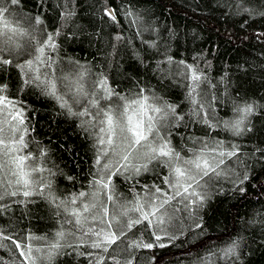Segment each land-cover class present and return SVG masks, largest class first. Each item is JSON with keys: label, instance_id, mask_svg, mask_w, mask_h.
<instances>
[{"label": "snow or ice", "instance_id": "1", "mask_svg": "<svg viewBox=\"0 0 264 264\" xmlns=\"http://www.w3.org/2000/svg\"><path fill=\"white\" fill-rule=\"evenodd\" d=\"M97 2L101 19L117 25L118 14L129 19L140 41L137 47L116 32L104 57L108 67H121L119 50L125 47L132 60L158 76L161 89L129 76L132 86L118 90L104 66L94 72L91 62L66 56L63 44L86 34L77 21L78 0H38V13L28 11L24 0H0V217L8 216L7 224L0 223V248L10 242L25 264H54L65 255L82 258L85 264H137L138 250L157 246L145 240V232L155 242L164 236L176 239L170 230H181L178 213H186L203 231L201 211L213 195L224 193V182L229 192L244 196L246 185L258 175L256 166L264 171V146L244 151L239 142L254 132L255 118L264 117V97L247 94L227 71L213 77L205 51L195 53L191 62L177 61L170 54L179 36L174 28L161 32L154 19H145L140 11L124 4L114 7L115 0ZM212 7L225 16H246L244 24L264 18V0L259 5L252 0H212ZM52 9L58 16L49 30L44 12ZM10 68L19 77L14 96L2 75ZM165 80L184 89L183 101L162 94ZM26 91L55 101L58 114L75 119L90 141L87 186L77 188V176L65 172L51 148L33 135L35 110L20 98ZM185 103L187 108L182 107ZM225 107L221 116L218 109ZM196 126L202 135L193 131ZM174 138L179 143H173ZM66 150L72 151L70 146ZM146 173H155L150 184L139 179ZM57 177L70 187L60 188ZM120 177L128 183L129 195L118 190L115 180ZM42 206L56 227L42 236L27 226L18 230L19 224L39 219L35 214ZM255 215L264 217V212ZM248 223L262 226L259 242L264 244V219L254 216ZM250 239L230 235L199 264H244ZM0 264H5L2 257Z\"/></svg>", "mask_w": 264, "mask_h": 264}, {"label": "trees", "instance_id": "2", "mask_svg": "<svg viewBox=\"0 0 264 264\" xmlns=\"http://www.w3.org/2000/svg\"><path fill=\"white\" fill-rule=\"evenodd\" d=\"M78 3L81 8L77 21L86 30V34L63 44L66 56L75 57L84 64L91 62L94 72L98 71L100 66H104L110 74V79L119 85L118 90H126L132 86L129 76L142 78L144 83L161 89L158 76H154L132 60L125 47L119 50L121 64L119 69L115 65L108 67L106 64L104 57L111 50L110 42L116 32H120L125 37V42L131 39L137 47L140 46V41L136 38V29L131 21L119 14L120 25L113 24L107 17L101 19L102 13L97 0H78ZM252 3L259 5L260 0H252ZM37 4L38 0H24L25 8L33 13L40 11ZM121 4L130 7L133 11L144 13L147 20L154 19L161 32L167 27H172L179 33L178 42H172L170 53L177 61L185 59L191 62L195 53L205 51L212 64L213 77L218 78L227 71L232 80L237 81L247 94L257 98L264 97V35H262L264 18L257 17L244 24L243 20L246 16H225L221 10L212 7V0H115L112 6L119 8ZM44 15L51 30L56 26L58 13L52 9L45 11ZM145 38H148L147 33ZM65 52L61 54L65 55ZM152 66L150 62L149 67ZM241 66L248 71H243ZM2 75L10 86L9 95H16L19 79L17 71L10 68ZM162 94L178 103L184 99V89L168 80L164 81ZM20 98L27 101L30 108L35 110L33 135L36 139L51 148L54 159L60 162L65 172L77 176L80 181L76 185L77 188H80L81 184L87 186L89 179L87 173L92 163L91 145L77 128L75 119L58 114L60 109L55 101L49 98L27 91ZM182 107L188 106L185 103ZM218 112L223 116L227 108L218 109ZM193 131L197 135L203 134L199 126ZM221 135L227 136V133ZM239 142L244 151L250 150L257 144L264 146V117L255 118L254 132L249 133ZM173 143H179V139L174 138ZM69 146L72 149L71 153L66 150ZM256 168L258 175L246 185V195L229 192L230 185L226 182H224V193L213 195V199L201 211L203 231L195 227L193 219L186 213H178L177 216L181 218V230H170L175 234L176 239L164 236L161 241L155 242L150 233L145 232V240H150L157 246L138 250L137 264H199L201 257L210 250L222 247L230 235L240 234L251 237L249 241L251 246L245 247L244 264H264V244L259 242L262 226L259 223L255 225L248 223L254 216L257 221L264 219L255 215L257 210L264 212V192L261 191L264 188V171L260 170V165ZM139 179L142 184H150L156 176L155 173H146ZM115 182L118 190L129 195L128 183L124 182L122 177L117 178ZM57 184L62 189L70 187L69 182L62 177H57ZM136 191H140L139 186ZM16 215L19 213L17 212ZM35 215L39 219L33 218L30 224L28 221L19 224L18 230L27 226L37 236H42L56 227L50 212L43 210V206ZM0 223L7 224L8 216L0 217ZM16 223L13 217L14 226ZM4 243L6 247L0 248V257L5 264H25L14 245L8 241ZM159 243H164L166 246L161 248L158 246ZM54 264H85V262L82 258L65 255L57 257Z\"/></svg>", "mask_w": 264, "mask_h": 264}, {"label": "rangeland", "instance_id": "3", "mask_svg": "<svg viewBox=\"0 0 264 264\" xmlns=\"http://www.w3.org/2000/svg\"><path fill=\"white\" fill-rule=\"evenodd\" d=\"M34 243H36V244H38V245H39V243H40V242H39V241H36V242H34Z\"/></svg>", "mask_w": 264, "mask_h": 264}]
</instances>
